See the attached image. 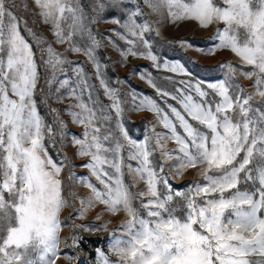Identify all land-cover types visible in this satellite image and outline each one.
<instances>
[{"label": "snow or ice", "instance_id": "6c2138e0", "mask_svg": "<svg viewBox=\"0 0 264 264\" xmlns=\"http://www.w3.org/2000/svg\"><path fill=\"white\" fill-rule=\"evenodd\" d=\"M32 4L52 41L16 14L15 0H0V264H78L60 249L66 168L69 181L88 189L77 197L80 217L97 204L126 217L109 234L108 252L97 249L96 264H264V0ZM149 13L213 29L210 45L177 43L205 56L228 51L239 64L221 61L214 81L194 77L156 51L153 23L161 21ZM101 20L116 25L105 39L121 65L150 61L158 75L142 66L130 75L154 95L122 91L127 78L109 81L95 30ZM68 54L84 57L91 71ZM128 111L154 114L142 138L129 134ZM169 168L174 177L196 170L200 179L174 188ZM107 223L80 227L106 231Z\"/></svg>", "mask_w": 264, "mask_h": 264}, {"label": "rangeland", "instance_id": "374dc122", "mask_svg": "<svg viewBox=\"0 0 264 264\" xmlns=\"http://www.w3.org/2000/svg\"><path fill=\"white\" fill-rule=\"evenodd\" d=\"M16 14L23 20L28 22V26L33 29L40 37L52 41L53 37L48 31L47 26L40 23L39 17L34 14V6L32 0H15ZM146 13L149 12L147 7H144ZM147 19L149 21H161L160 23H153V27L156 28L160 35L154 37L156 51L166 58L173 60H180L184 63L193 73L194 77L198 79H204L205 81H214L221 78L223 70L218 66L221 61H228L235 64H239V61L234 55L228 51H221L215 56H205L193 50H184L181 48L178 41L181 39H187L192 41L196 45L207 46L212 42L207 39L212 35L213 29L204 30L199 28L195 22H181L179 24H171L166 21L165 17H157L149 13ZM116 25L101 20L95 25V30L99 34L100 39L104 43L105 47L100 49L99 55L102 60L107 63L106 75L109 81L112 82L116 78L124 80L127 78L128 82L122 83L119 87L122 91L127 92L130 89H136L138 92L154 95L153 89L148 86L144 81H141L137 76L130 75L131 70L136 66H142L141 70L147 69L152 71L154 75H158L151 67L150 61L142 58H129L126 65L119 63L120 56L105 39L106 35H110L109 29L115 28ZM27 36V33H24ZM31 42V37H28ZM58 50L63 51V48L59 45H54ZM68 58L73 61L82 62L87 69L91 71V65L87 63L84 57L75 54H68ZM110 58V59H106ZM195 61V63H192ZM180 77H177L179 79ZM185 79H187L185 77ZM239 82L247 87L250 82L239 78ZM42 86V81H41ZM127 98V97H126ZM107 102V101H105ZM53 107H60L59 105L52 104ZM127 107V106H126ZM46 109L41 106V113L45 114ZM127 118L125 125L129 131V134L134 139L142 138L146 133L148 124L155 119L154 114L147 112H127ZM67 119V118H66ZM71 131L79 133L80 129L70 125ZM157 130H160L159 128ZM169 148L175 147L173 143H169ZM61 152H66L67 155L73 159L75 164H80L82 161L80 158L74 156V149L66 148L61 149ZM52 155L54 159H59V154L56 149H52ZM76 173L83 175L86 170L77 167ZM170 183L174 188H185L188 184L198 181L200 179L196 170H189L180 177H174L172 170L167 169ZM68 169L64 170V195L68 200V207H65L60 214V219L64 222V226L60 233V249L62 252L73 253L78 258V264H96V251L97 249H103L108 252L110 233L122 222L124 217L112 216L104 210L103 205L97 204L94 208L89 210L83 217L77 214L80 207V201L77 197L88 195V189L80 186L79 184L72 183L67 179ZM143 187V184L140 185ZM97 216L100 218L97 219ZM110 223H107L109 222ZM107 223L106 231L89 232L86 231L81 225L99 227L101 224ZM76 234L80 239L79 246L73 245V234ZM115 259V257H112ZM58 264H68L67 261L61 259ZM72 264H77V260H73Z\"/></svg>", "mask_w": 264, "mask_h": 264}]
</instances>
